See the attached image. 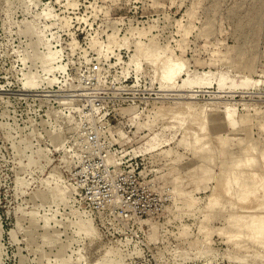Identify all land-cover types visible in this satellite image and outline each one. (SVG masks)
Returning <instances> with one entry per match:
<instances>
[{
  "label": "rangeland",
  "instance_id": "1",
  "mask_svg": "<svg viewBox=\"0 0 264 264\" xmlns=\"http://www.w3.org/2000/svg\"><path fill=\"white\" fill-rule=\"evenodd\" d=\"M259 219L264 0H0V264H264Z\"/></svg>",
  "mask_w": 264,
  "mask_h": 264
},
{
  "label": "built area",
  "instance_id": "2",
  "mask_svg": "<svg viewBox=\"0 0 264 264\" xmlns=\"http://www.w3.org/2000/svg\"><path fill=\"white\" fill-rule=\"evenodd\" d=\"M89 69H91V71L94 72V74L99 75L104 71L105 66L103 63H100V61L97 60L96 63L92 64L89 67ZM85 83L89 84L88 81H85ZM114 88H116V87H114ZM118 88L120 90L122 89L123 91H128L130 87L128 86V84H123V85H120ZM127 100H128V97H121V98H116L114 100H111V101L103 104V102L99 96H94L92 98V100L90 101V103H91L93 111H95V113H97V114H99V112L102 110H106V112H104L103 115L101 116V118H103V116L107 112L116 113L118 111H121L123 103L127 102ZM99 129L101 131L97 130L94 134L87 135V138L91 139L93 141H97V140L102 139V137H103V140H102L100 146L102 147L104 152L107 153L109 151V149H108V144L105 142V137H106V139L108 138L106 132L109 130V128H108V126L106 127V124L103 120H101V123L99 125ZM104 129H106V131ZM101 134H103V135H101Z\"/></svg>",
  "mask_w": 264,
  "mask_h": 264
},
{
  "label": "bare ground",
  "instance_id": "3",
  "mask_svg": "<svg viewBox=\"0 0 264 264\" xmlns=\"http://www.w3.org/2000/svg\"><path fill=\"white\" fill-rule=\"evenodd\" d=\"M137 48V47H136ZM136 51H135V54L133 53V55H135L136 57H138L139 58V56L143 53V51H142V49H141V46L140 47H138L137 49H135ZM58 57H57V52L55 51V52H51V51H49V53L47 54V55H45V59H44V62L48 65V67H47V72H55V70H57L56 68H58L59 66H53V63H54V61L57 59ZM134 58V57H133ZM137 58V59H138ZM133 60V59H132ZM138 61V60H137ZM136 61V62H137ZM165 63V62H164ZM168 64V63H167ZM167 64H164L163 65V67H162V77H163V79L165 80V82H171V84L172 83H174L175 82V77H176V74L179 72V68H175L173 65H169V66H167ZM177 66V65H176ZM31 76V78H32V82L35 84V80H36V76L35 75H30ZM195 77V76H194ZM199 77V76H198ZM210 77V76H209ZM205 78V77H204ZM226 78V77H225ZM203 79V78H202ZM196 80V79H195ZM200 80V79H199ZM190 79H186V80H184V83H190ZM221 81V80H220ZM196 83V82H195ZM202 84V83H201ZM179 115V114H178ZM183 115V114H182ZM183 120V119H182ZM181 121V120H180ZM179 121V122H180ZM195 129H197V128H195ZM156 136V135H155ZM152 139H154V137H152ZM151 139V140H152ZM149 143V142H148ZM150 145H149V147L147 148V149H151V148H153V147H155V145L153 144V142L151 141L150 143H149ZM253 158V157H252ZM252 158H251V160H252ZM254 159V158H253ZM250 160V159H249ZM250 160V161H251ZM254 223L256 222V221H253ZM257 225L256 226H258V229H260V228H262L263 226H264V223H263V220H261V219H259V221L256 223ZM257 229V230H258Z\"/></svg>",
  "mask_w": 264,
  "mask_h": 264
}]
</instances>
